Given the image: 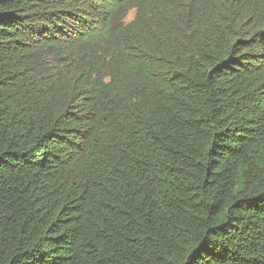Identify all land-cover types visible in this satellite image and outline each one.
Returning <instances> with one entry per match:
<instances>
[{"label":"trees","instance_id":"obj_1","mask_svg":"<svg viewBox=\"0 0 264 264\" xmlns=\"http://www.w3.org/2000/svg\"><path fill=\"white\" fill-rule=\"evenodd\" d=\"M0 264H264V0H0Z\"/></svg>","mask_w":264,"mask_h":264},{"label":"rangeland","instance_id":"obj_2","mask_svg":"<svg viewBox=\"0 0 264 264\" xmlns=\"http://www.w3.org/2000/svg\"><path fill=\"white\" fill-rule=\"evenodd\" d=\"M133 16H131V18H132Z\"/></svg>","mask_w":264,"mask_h":264}]
</instances>
